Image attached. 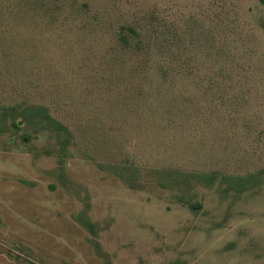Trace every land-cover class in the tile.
Wrapping results in <instances>:
<instances>
[{
    "label": "rangeland",
    "instance_id": "1",
    "mask_svg": "<svg viewBox=\"0 0 264 264\" xmlns=\"http://www.w3.org/2000/svg\"><path fill=\"white\" fill-rule=\"evenodd\" d=\"M263 26L264 0H0V264H264Z\"/></svg>",
    "mask_w": 264,
    "mask_h": 264
},
{
    "label": "trees",
    "instance_id": "2",
    "mask_svg": "<svg viewBox=\"0 0 264 264\" xmlns=\"http://www.w3.org/2000/svg\"><path fill=\"white\" fill-rule=\"evenodd\" d=\"M4 113L5 114H8V113L13 114L15 120L17 118V114H18V117H20V115H21L25 119L38 117V118H40L39 123L41 124L40 125L41 128L53 129V130L57 131L58 133L65 134V135L69 134L68 128L65 125H63L62 123L58 122L52 116H50L44 108L37 107L36 109H26L25 111H19L18 107L13 106V107L6 108ZM191 206H192V208L197 207L195 204L194 205L191 204ZM83 224L91 232L95 233V225L92 222L85 220V221H83ZM95 246L97 248L100 247L98 242L95 243Z\"/></svg>",
    "mask_w": 264,
    "mask_h": 264
}]
</instances>
